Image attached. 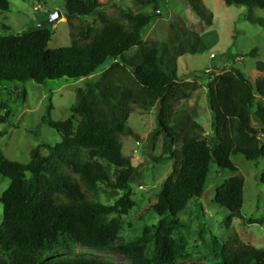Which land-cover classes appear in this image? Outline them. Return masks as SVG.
I'll return each mask as SVG.
<instances>
[{"label": "trees", "instance_id": "1", "mask_svg": "<svg viewBox=\"0 0 264 264\" xmlns=\"http://www.w3.org/2000/svg\"><path fill=\"white\" fill-rule=\"evenodd\" d=\"M134 1L152 4L154 13L127 15V24H123L104 15L100 0H62L63 17L68 22L98 17L103 25L95 35L92 28L83 29L85 44L73 41L70 46L50 49L54 32L40 25L27 32L0 34V85L27 80L39 85L86 80L70 108L73 118L54 122L50 110L44 118L60 135L58 144H39L30 151L27 164L8 160L0 150V177L10 181L0 197V264H114L83 258L55 259L58 248L74 253L79 247L116 250L131 264H178L184 257L186 241L172 237L179 228L177 217L190 200L200 202L212 166L236 173L231 156L241 155L248 161L264 158V78L252 83L234 65L214 77L211 71L195 72L205 76L203 86L212 113L213 134L204 139L203 127L188 113L174 112L175 103L187 96L184 89L190 84L178 75V58L198 53L201 37L179 21L171 24L169 41L145 44L144 32L159 17L166 0ZM185 1L200 20L212 25L213 14L202 0ZM223 1L227 6L264 7V0ZM0 9L8 10L6 0H0ZM251 22L264 31V18ZM133 48L135 52L127 56ZM225 54L230 59L229 53ZM256 67L264 71L263 62ZM100 73L99 81L90 80ZM133 106L145 111L157 108V133L163 135L164 154L174 163L152 205L159 217L153 231L113 247L122 216L134 206L131 184L140 175L122 154L119 141L120 136L139 139L127 126ZM1 109L5 114L0 124L9 116L4 102ZM253 121L258 128L252 126ZM175 131L181 134L179 150L172 149ZM42 148L48 156L43 155ZM80 152L90 153L106 166L84 161ZM67 168L77 177L67 174ZM109 169L114 170L112 183ZM260 183L264 185V176ZM100 184L122 191L123 196L113 205L95 201L92 196ZM214 204L239 214L244 204V179L234 176L220 185ZM151 245L153 250L148 254ZM211 247L207 261L212 264H264V249L244 243L236 246L217 237H212Z\"/></svg>", "mask_w": 264, "mask_h": 264}, {"label": "rangeland", "instance_id": "2", "mask_svg": "<svg viewBox=\"0 0 264 264\" xmlns=\"http://www.w3.org/2000/svg\"><path fill=\"white\" fill-rule=\"evenodd\" d=\"M8 10L0 9V34L27 32L40 25L50 27L54 35L49 42L50 49L67 47L76 42L85 44L81 37L86 27L97 34L103 27L98 17L81 20H68L64 17L50 23L49 17L61 10L62 0H6ZM104 5V15L109 19L127 24V15L154 13L152 4H139L134 0H100ZM205 7L213 14L212 25L208 26L199 19L185 0H166L159 17L144 32L143 41L147 45L167 42L172 38L171 24L181 21L188 29L201 37V48L196 54L185 55L178 62L179 77H194L196 82L184 89L187 96L175 103L174 112L185 111L203 127L204 139L211 138L212 113L208 107L207 89L203 86L204 75L195 72H208L217 75L230 70L231 65L240 68L251 80L264 78V71L256 67L264 63V31L251 20L264 18V7L227 6L223 0H202ZM19 16L23 24H19ZM136 48L126 55L131 56ZM229 53L227 59L225 53ZM253 54V55H252ZM213 55V56H212ZM252 55V56H251ZM256 73V74H255ZM102 73L90 77L93 82L101 79ZM258 80V79H257ZM86 80L54 81L39 85L34 81L6 82L0 85V117L5 114L1 103L8 106L9 116L0 124V150L13 162L27 164L29 153L39 144L55 146L61 141L60 135L44 118L50 110L51 120L63 122L73 118L70 108L76 102L77 89L85 86ZM264 106V100L262 101ZM157 108L145 111L133 106L127 126L139 136H120L122 154L131 160L140 175L131 184L133 208L122 216V225L117 229V239L113 247L125 245L153 231L159 217L153 212L156 194L170 176L173 160L164 154L163 135L157 133ZM75 119H78L77 117ZM258 128L256 122H252ZM181 134L174 132L173 150L181 147ZM44 156L49 152L42 148ZM84 161H98L88 152H80ZM231 163L237 168L236 173L220 171L212 166L207 188L200 202L192 199L185 210L177 217L179 228L172 237L175 240L184 238L186 249L183 259L178 264H212L207 261L212 255L211 239L217 237L223 242L238 245L244 243L264 249V185L260 179L264 176V158L248 161L241 155L231 156ZM73 178L77 176L70 168L64 170ZM238 176L244 179V204L239 214H232L214 204L216 189L230 178ZM108 177L114 182V170H108ZM10 181L0 177V197L9 187ZM123 196L107 184H100L98 192L92 198L105 205H113ZM115 217L110 215L109 218ZM3 219V206L0 203V223ZM153 245L148 254H151ZM55 259L83 258L88 260H106L114 264H131V261L116 250L99 251L79 247L74 253L58 248Z\"/></svg>", "mask_w": 264, "mask_h": 264}, {"label": "water", "instance_id": "3", "mask_svg": "<svg viewBox=\"0 0 264 264\" xmlns=\"http://www.w3.org/2000/svg\"><path fill=\"white\" fill-rule=\"evenodd\" d=\"M63 17V13L61 10H57L55 13H53L48 21L50 23H54L55 21H58L59 19H61ZM19 24L22 25L23 24V17L19 16ZM43 23L41 22L40 25H42Z\"/></svg>", "mask_w": 264, "mask_h": 264}, {"label": "crops", "instance_id": "4", "mask_svg": "<svg viewBox=\"0 0 264 264\" xmlns=\"http://www.w3.org/2000/svg\"><path fill=\"white\" fill-rule=\"evenodd\" d=\"M186 55H189V54H186ZM182 58L185 59V61H187V58H186L185 56H182V57H179V58H178V62H179V60L182 59ZM255 74H256V73H255ZM248 78H249V77H248ZM259 78H261V77H256V79H255L254 81L251 80L250 78H249V79H250V81H251L252 83H255V81H256L257 79H259ZM182 79L184 80V82H188V83L196 82V81H195V78H194V77H191V76L188 77V78H182ZM201 82L204 84V81H203V80H202ZM263 100H264V99H263ZM263 100H262V101H263ZM193 120H194V118H193Z\"/></svg>", "mask_w": 264, "mask_h": 264}, {"label": "built area", "instance_id": "5", "mask_svg": "<svg viewBox=\"0 0 264 264\" xmlns=\"http://www.w3.org/2000/svg\"><path fill=\"white\" fill-rule=\"evenodd\" d=\"M213 56V55H212Z\"/></svg>", "mask_w": 264, "mask_h": 264}]
</instances>
